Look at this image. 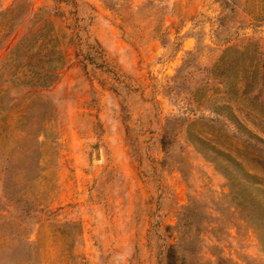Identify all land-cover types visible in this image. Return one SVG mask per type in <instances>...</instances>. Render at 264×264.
<instances>
[{"label":"rangeland","instance_id":"obj_1","mask_svg":"<svg viewBox=\"0 0 264 264\" xmlns=\"http://www.w3.org/2000/svg\"><path fill=\"white\" fill-rule=\"evenodd\" d=\"M229 190L264 211V0H0V264H264Z\"/></svg>","mask_w":264,"mask_h":264},{"label":"trees","instance_id":"obj_2","mask_svg":"<svg viewBox=\"0 0 264 264\" xmlns=\"http://www.w3.org/2000/svg\"><path fill=\"white\" fill-rule=\"evenodd\" d=\"M35 34L31 33V36H34ZM23 40H26V36L22 38ZM40 44L41 48L38 52V54L42 51L45 50L42 56H37V57H47L53 53H57V51L53 50V44H51V41L53 40L52 35H45L42 36L40 39ZM33 41V40H32ZM31 40L30 38L27 39L25 42H22L20 38L15 42V44L10 48L11 51H14L18 49V47L22 46L23 49L25 50H30L31 49ZM59 54V52H58ZM40 55V54H39ZM35 66L38 69V71H33L31 74L27 77V79L23 82L27 84L28 87L33 86V87H48L49 85L52 84L53 80L55 79L56 72L53 71V68L42 60H37L35 62ZM233 66L228 64V67L226 68L224 80H225V87L226 89L232 90L234 89V83L232 82V77L234 76L233 73ZM256 72L255 70L254 73L249 72L251 80H253L256 77ZM250 80V81H251ZM224 82V81H223ZM245 82H249L246 80ZM246 84V83H245ZM250 84V83H249ZM248 85V84H247ZM246 93L250 94L253 90H244ZM253 141L258 142V143H263L260 140L251 137L249 135H245ZM229 194L231 195L232 199L234 200L233 207L237 211V213L241 214L243 213V216H245L246 220L250 224L251 227H253L255 230H257V234L259 235V238L261 242L262 237H264V211L259 212L257 207L252 203L251 200L249 199H243L241 198L239 192L235 190H229ZM2 206L5 208L3 209L4 211H8V208L12 207V202H10V198L5 194L3 196V200L1 202ZM27 211V210H25ZM176 246L175 245H169L166 249L165 253V259H166V264H186L184 259L181 258V256L177 255L176 253Z\"/></svg>","mask_w":264,"mask_h":264}]
</instances>
